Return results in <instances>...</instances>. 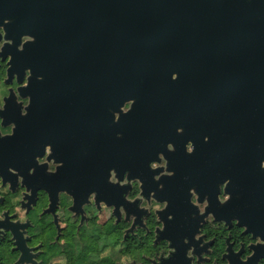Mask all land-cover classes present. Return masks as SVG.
I'll return each mask as SVG.
<instances>
[{"label":"flooded vegetation","instance_id":"obj_1","mask_svg":"<svg viewBox=\"0 0 264 264\" xmlns=\"http://www.w3.org/2000/svg\"><path fill=\"white\" fill-rule=\"evenodd\" d=\"M65 17L0 18V263L264 264L255 52H162V89L102 97Z\"/></svg>","mask_w":264,"mask_h":264},{"label":"water","instance_id":"obj_2","mask_svg":"<svg viewBox=\"0 0 264 264\" xmlns=\"http://www.w3.org/2000/svg\"><path fill=\"white\" fill-rule=\"evenodd\" d=\"M80 12L90 22L85 74L97 69L102 97L126 85L133 91L138 86L148 93L159 91L160 80L145 79L154 64L148 62L162 52H171L164 58L173 59L193 43L206 42L217 53L213 60L230 59L223 55L230 49L255 52L251 56L260 60L264 89V0H0V18L15 17L24 30L34 18L67 19Z\"/></svg>","mask_w":264,"mask_h":264},{"label":"trees","instance_id":"obj_3","mask_svg":"<svg viewBox=\"0 0 264 264\" xmlns=\"http://www.w3.org/2000/svg\"><path fill=\"white\" fill-rule=\"evenodd\" d=\"M0 264H2V263H0Z\"/></svg>","mask_w":264,"mask_h":264}]
</instances>
